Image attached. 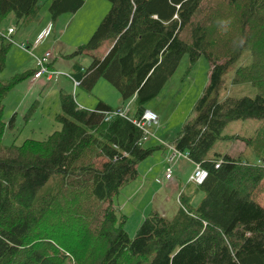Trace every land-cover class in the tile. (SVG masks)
Listing matches in <instances>:
<instances>
[{"label":"trees","instance_id":"trees-1","mask_svg":"<svg viewBox=\"0 0 264 264\" xmlns=\"http://www.w3.org/2000/svg\"><path fill=\"white\" fill-rule=\"evenodd\" d=\"M107 1L109 17L71 55L91 53L92 60L86 69L74 63L69 77L85 91L107 80L121 95L120 106L102 101L83 109L61 91L62 113L54 116L59 131L5 146L1 138L11 120L3 118L4 98L34 69L0 78V264H264V0ZM84 4L50 0L48 13L56 22ZM41 9L40 0H0V24L13 13L17 26L24 25ZM14 35L0 33V72ZM106 42L108 52L96 56ZM246 50L249 61L234 69L232 83H249L257 94L220 99L224 73ZM185 52L192 63L200 56L209 62V82L194 103L195 116L168 144L207 175L198 185L188 183L173 217L151 210L129 237L127 215L112 200L137 177L138 164L166 147L146 145L133 120ZM115 111L124 115L106 118ZM241 119L261 121L257 134H223ZM223 139L243 141L245 157L209 158Z\"/></svg>","mask_w":264,"mask_h":264},{"label":"rangeland","instance_id":"rangeland-1","mask_svg":"<svg viewBox=\"0 0 264 264\" xmlns=\"http://www.w3.org/2000/svg\"><path fill=\"white\" fill-rule=\"evenodd\" d=\"M49 2L50 0H40L42 9L38 16L29 23L17 26V19L13 13H9L5 17V21L0 24V33H4V29L8 25L12 24L9 27L14 26V28L16 26V34L12 36L13 43L10 45L11 48L6 56L5 68L0 72L2 80L7 81L10 77L32 68V57L23 52L16 44L24 42L26 46L31 47L35 36L50 22L53 24V33L46 36L39 48L33 49L31 54L34 52L33 54L36 56L37 53L43 52L42 55H39L43 56L47 51L53 52L51 48L55 47L56 57L59 60L61 59L60 56L63 57V61L57 60L56 65L58 64V67L61 65L65 69V71H59L63 74L59 76L58 83L57 81L49 82L45 88H37L38 86L29 85V78H26L8 92L4 98L5 103H3V118L6 122L11 120V124L1 138V144L5 146L11 145L13 142L20 145L27 138L46 140L53 131H59L62 128L61 124L54 118L55 114L62 113L59 102V84L63 86L64 92H68L76 98L78 104H83V109H93L102 101L114 109L122 104V97L118 90L103 78L90 91H85L81 86L74 89L73 83L67 77L70 73H74V63L81 65L83 69H86L90 64L91 53L74 55L73 57L71 55L77 47L85 45L92 33L96 32L101 21L109 17L108 13L112 11V3L107 0H85L81 9L72 14L65 13L58 17V21L54 22L48 13ZM131 12L132 10L128 15ZM61 43L65 47H62ZM107 46H109L107 42L104 43L94 54L100 56V53L106 50ZM249 54L250 51L246 50L224 73L220 99L225 95L244 97L257 94V90L249 83H232L234 69L240 65H246L250 58ZM189 57L188 52H185L180 59L178 70L169 78L159 94L145 103L146 107L158 113L159 123L149 127L150 131L155 134L158 133L160 136H167V140L178 133L184 123L193 119L195 116L194 103L203 94V90L209 82L208 74L211 68L209 62L200 56L192 63ZM128 106L131 108L130 113L132 114L135 111L133 103L128 104ZM261 125L262 122L256 119L235 120L226 125L223 134L230 136L238 134L244 138H249V136L257 134L256 130ZM149 143L150 141L145 142L146 145ZM245 149L246 145L241 140H216L208 155L213 157L215 153L222 156L228 153L236 158L239 155L245 157V152L243 153ZM162 154V150L158 149L138 164L137 177L124 185L119 194L112 200L113 207L118 214L127 215L124 227L129 237H133L139 224L151 210L159 211L164 207L167 217H173L178 208L175 193L171 196L168 190L162 188L156 193L159 189L158 186L163 184V182H157L158 179H162L158 177V171L166 166L161 161ZM180 175V180H177L180 181L181 187H184L189 172L182 171ZM151 183L155 185L154 188ZM198 195L201 196H197L198 199L193 206H197L203 198L202 193Z\"/></svg>","mask_w":264,"mask_h":264},{"label":"built area","instance_id":"built-area-1","mask_svg":"<svg viewBox=\"0 0 264 264\" xmlns=\"http://www.w3.org/2000/svg\"><path fill=\"white\" fill-rule=\"evenodd\" d=\"M50 29H51V23H48L44 33L34 41L31 47L28 48V46H26L25 44H21L20 46L26 49L29 53H31L32 50L36 48L38 44L42 42L48 34H50L51 32ZM14 31H15L14 27H8L6 33L8 35H12ZM52 60H53L52 51H47L43 56L36 57V62L34 65V75L31 76L30 78L32 82H35L40 78L44 80L47 84L53 81L56 82L58 80L59 76H61V74L63 73L62 72L60 73L58 71H55V69L50 68V63ZM73 83L75 89V87H77L79 83L76 80H74ZM115 114L124 115V112L123 111H115L111 113L107 112L106 118L115 116ZM133 121L137 124V127L140 128L145 133L144 139H147L149 137L151 138L155 137V133H152L150 131V128L152 126H156L157 123H159L158 115L156 114V112L154 113L150 111V109H147L146 111L143 112L140 120L135 119ZM164 146H166L169 149L168 151L170 152L169 156L166 158L169 163L165 170L166 174L164 179L170 180L171 177L173 176V172H172L173 164L176 163L177 160L179 161L180 159H184V158L190 160L191 158L188 157L187 153L185 152L181 153L177 151L178 149L172 145H164ZM206 175L207 172L204 171V169L199 164H195L194 174L189 177L188 181L191 182L192 184L198 185L200 182L203 181ZM158 181L162 183L163 179H158L157 182Z\"/></svg>","mask_w":264,"mask_h":264},{"label":"crops","instance_id":"crops-1","mask_svg":"<svg viewBox=\"0 0 264 264\" xmlns=\"http://www.w3.org/2000/svg\"><path fill=\"white\" fill-rule=\"evenodd\" d=\"M84 2H85V0H84ZM110 13V12H109ZM108 13V14H109ZM102 22V21H101ZM48 24H46V26H47ZM9 26H12V24L11 25H8L7 27H6V29L9 27ZM14 27V26H13ZM6 29H4L5 30V32L4 33H6ZM15 31H14V33L16 32V26H15ZM42 31V33L41 32H39L38 33V35H36L35 36V38L33 39V43H34V41L40 36V35H42L43 33H44V31L46 30V27L44 28V29H41ZM50 34H48L47 36H49V35H51L52 33H53V31H52V26H51V29H50ZM16 34V33H15ZM15 36V35H14ZM46 38V37H45ZM45 40V39H44ZM43 40V41H44ZM21 44H24V42H20V44H16V46H18L19 48H21V50L23 51V52H25V53H28V55H30L31 57H32V59H33V66H32V68L31 69H33V67H34V65H35V62H36V56H39V55H42V53L41 52H39V53H37L36 54V56H34V52L31 54V53H29L27 50H25V49H23L20 45ZM107 44L109 45V46H107V48H106V50H103V52H101L100 53V56H103L106 52H108V50H109V48L112 46L110 43H108L107 42ZM32 45V44H31ZM41 45V42L38 44V46L36 47V48H34V50L35 49H37V48H39V46ZM62 47H65V45L64 44H60ZM29 48V47H28ZM54 48L55 47H52L51 49L53 50V60L51 61V63H50V68L52 67V69H55V71H65V69L60 65L59 67H58V64L56 65V63L58 62L57 60H59L58 59V57H56V55H55V53H54ZM97 56V55H96ZM99 56V57H100ZM60 60L59 61H63V57H61L60 56ZM60 63V62H59ZM56 65V66H55ZM57 67V68H56ZM71 69H72V67H71ZM67 71V70H66ZM71 74V73H70ZM70 74H69V76H70ZM69 76H67V77H69ZM59 79V78H58ZM69 81L70 82H72L73 83V81H72V79L69 77ZM52 83H54V81L52 82ZM57 83H58V81H57ZM99 84V81H98V83H97V85ZM29 85H31V86H34V87H37V88H40V87H42V88H45L46 87V85H48L44 80H42L41 78L40 79H38V80H36L35 82H32L31 81V79H29ZM61 84H59V93L61 92V91H63L64 90V88H63V86L61 85ZM73 85H74V83H73ZM77 102V101H76ZM78 103V102H77ZM80 107H82L83 106V104H81V103H79L78 104ZM109 105V104H108ZM84 107V106H83ZM148 109H150L149 107H148ZM150 111H152V112H154L153 110H151L150 109ZM156 112V111H155ZM154 112V113H155ZM156 114H158L157 112H156ZM167 138V136H165L164 137V135H162V136H160L158 133H156L155 134V137H153V138H151V137H149L148 139H147V141H150V145H154V144H156L157 142H160V143H163V145H169L168 144V142H169V140H167L166 139ZM152 140H153V142H152ZM162 152H163V154L161 155L162 157H161V161H162V163L164 164L165 163V165L166 166H164L163 168H162V170H159L158 172H159V174H158V177H161L162 179H163V184H160V186H158L159 187V189L156 191V193L160 190V188H162V189H166V190H168L169 191V193H170V195L172 196L173 195V193H175V198L178 200V196L180 195V193L181 192H183L184 193V191H185V189H187L188 187H186L187 185H188V183H190L188 180H189V177L191 176V175H193L194 174V170H195V164L193 163V161H191V159L189 160V159H180L179 161L177 160V162L176 163H174L173 164V176L171 177V179L170 180H165L164 179V177H165V174H166V172H165V170H166V168H167V166H168V160L166 159L168 156H169V154H170V152L168 151L169 149L167 148V147H163L162 149ZM245 152V151H244ZM208 157H209V155H208ZM210 158V157H209ZM150 170H152L151 168H150ZM148 171V170H147ZM184 172V171H188L189 172V175H188V180H187V183L185 184V186L184 187H181V185L179 184L180 183V181H178V180H180V174H181V172ZM152 175H153V173H152ZM178 179V180H177ZM151 182V181H150ZM151 186H153V188L155 187V185L154 184H152L151 183ZM161 186H164V187H161ZM188 186H191V184L190 185H188ZM161 189V190H162ZM198 196H201V195H198ZM198 198H197V196L195 197V200H193V204H194V202H196V200H197ZM154 212H161V213H163V214H166L167 215V213L165 212V210H164V207L163 208H161V209H159V211H156V210H153Z\"/></svg>","mask_w":264,"mask_h":264}]
</instances>
